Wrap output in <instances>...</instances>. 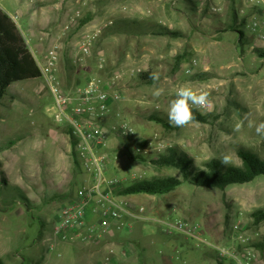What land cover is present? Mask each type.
<instances>
[{"label":"rangeland","instance_id":"rangeland-1","mask_svg":"<svg viewBox=\"0 0 264 264\" xmlns=\"http://www.w3.org/2000/svg\"><path fill=\"white\" fill-rule=\"evenodd\" d=\"M0 8L33 56L56 50L64 87L98 77L118 95L106 124L126 121L134 131L109 138L107 165L118 189L182 180L177 168L155 163L170 149L197 169L224 154L240 166L241 149L264 160V136L246 124L234 131L245 113L264 121V0H0ZM153 72L159 81L150 79ZM182 86L208 91L211 103L194 113L204 121L177 128L167 111ZM156 87L165 89L159 98L152 95ZM79 180L70 138L52 120L45 82L12 84L0 100L1 264H104L107 257L110 264L220 263L209 245L167 234L154 222L136 223L110 242L55 236L53 225ZM125 198L163 221L197 226L207 242L236 249L249 264H264V219L258 218L264 176L224 190L183 182L164 195Z\"/></svg>","mask_w":264,"mask_h":264},{"label":"built area","instance_id":"built-area-1","mask_svg":"<svg viewBox=\"0 0 264 264\" xmlns=\"http://www.w3.org/2000/svg\"><path fill=\"white\" fill-rule=\"evenodd\" d=\"M89 46V41L83 44V53H89ZM34 58L40 78L52 98V120L57 127L67 130L80 173L74 195L63 204L53 225L55 236L65 241L74 238L80 243L100 242L122 230L132 231L136 223L154 222L167 234L179 233L209 245L220 258L232 264H249L250 258L236 249L207 242L197 233V226L182 221H163L149 215L144 206L129 203L127 196L118 195L119 181L109 175L107 165L109 138L112 134L122 138L134 134L126 121L110 127L106 124L118 95H110L98 77H88L83 83L64 87L54 48L48 50L44 58ZM104 264H110L109 257Z\"/></svg>","mask_w":264,"mask_h":264},{"label":"trees","instance_id":"trees-1","mask_svg":"<svg viewBox=\"0 0 264 264\" xmlns=\"http://www.w3.org/2000/svg\"><path fill=\"white\" fill-rule=\"evenodd\" d=\"M239 34L241 35L242 32ZM40 76V70L23 35L12 19L0 8V100L12 84L36 80ZM195 117L197 121H204L198 114H195ZM157 121L163 123L160 119ZM65 131L67 132V130ZM70 145L72 158L77 167L78 163L74 156L71 139ZM238 156L241 160L240 166L225 167L221 165L219 160L212 159L205 164V169H197L187 156L170 149L168 154L161 156L155 163L161 167L177 168L182 174V180L165 177L139 181L125 188L117 189L116 193L122 196L134 194L164 195L175 190L183 182H188L197 187L224 190L228 186L249 183L257 177L264 176L263 159L242 149L238 151ZM258 218L264 219V215L259 214ZM259 246L262 245L259 244ZM218 259H220L219 264H222L223 259Z\"/></svg>","mask_w":264,"mask_h":264},{"label":"clouds","instance_id":"clouds-1","mask_svg":"<svg viewBox=\"0 0 264 264\" xmlns=\"http://www.w3.org/2000/svg\"><path fill=\"white\" fill-rule=\"evenodd\" d=\"M150 79L153 81L160 80V73L153 72L150 74ZM165 92L163 87H156L152 92L154 98L161 97ZM209 92L205 90H195L189 86L180 87L176 93L175 98L169 103L167 117L169 123L177 128H184L192 125L195 122V111L207 108L211 103L209 99ZM247 125L248 128H254L258 136H264V121L256 122L251 118L250 113H245L239 123L235 125L234 131L239 132L242 127ZM221 165L228 167L234 164L231 154H224L220 157Z\"/></svg>","mask_w":264,"mask_h":264},{"label":"crops","instance_id":"crops-1","mask_svg":"<svg viewBox=\"0 0 264 264\" xmlns=\"http://www.w3.org/2000/svg\"><path fill=\"white\" fill-rule=\"evenodd\" d=\"M128 197V196H127ZM115 238H118V239H122V238H120L117 234H114V235H108V236H106V238H104V239H107L106 240V242H110V241H112V240H114ZM101 242V241H100ZM99 243V242H98Z\"/></svg>","mask_w":264,"mask_h":264}]
</instances>
